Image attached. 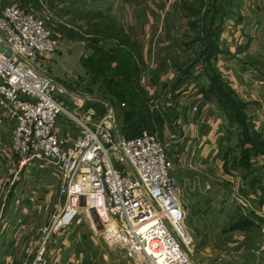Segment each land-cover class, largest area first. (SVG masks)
Wrapping results in <instances>:
<instances>
[{
	"label": "built area",
	"instance_id": "2783aa9c",
	"mask_svg": "<svg viewBox=\"0 0 264 264\" xmlns=\"http://www.w3.org/2000/svg\"><path fill=\"white\" fill-rule=\"evenodd\" d=\"M55 48L56 38L40 18L16 1L0 4V109L13 121L9 150L18 168L38 162L58 176L59 204L22 246L18 264H46L54 234L80 213L90 217V209L105 244L129 264H194L185 248L191 238L182 225L185 213L163 139L146 129L125 136L111 106L95 121L68 109L55 94L54 80L35 63L38 54ZM181 88L180 102L191 112L212 103L193 81ZM157 107L156 101L149 104ZM59 114L77 126L75 136L57 133ZM234 195L241 207L250 206L247 196ZM257 248L251 247L255 253Z\"/></svg>",
	"mask_w": 264,
	"mask_h": 264
},
{
	"label": "rangeland",
	"instance_id": "374dc122",
	"mask_svg": "<svg viewBox=\"0 0 264 264\" xmlns=\"http://www.w3.org/2000/svg\"><path fill=\"white\" fill-rule=\"evenodd\" d=\"M7 1L20 3L40 18L50 30L53 38L64 36L61 35L60 25L81 34L85 31L84 39H71L64 36L68 39L69 45L62 49L61 54L57 56L61 55L56 62L60 68L50 77L56 83L59 97L63 98L68 109L80 114L88 113L90 120L95 121L105 113L108 106H111L114 122L118 128L120 125L119 108L100 96V93L95 90V84L88 85L87 83L88 72L93 69L90 63L93 49L88 45L87 40L91 36H86V32H93L95 26H99L101 21L105 20H112L121 26L124 20L129 17L133 24L141 22L142 18L138 17L139 8L137 9V5L133 4L134 2L128 3L126 0H114L115 5L109 9L113 11L114 17H109V12L104 8L106 6H102L104 0H4V2ZM161 1L162 3H158V1L156 3L155 0H148V3L146 1L144 5L140 6L147 15V20L142 21L149 27L146 42L147 44L154 42L152 51L149 52L148 49V52H145L146 56L149 54V58L145 59L146 57H144V60H147L146 64L148 63L147 65L152 69L161 68V59L164 55H172L178 63L186 60V54L191 55L190 46L183 48L182 45H179L184 39V31L188 35L192 32L186 22L188 13L179 9L180 0ZM189 1L193 0H185L186 3ZM97 2L101 3L97 4L101 6L99 13L95 9L98 7ZM242 3L240 5L230 4L231 9L235 11L236 6H240V9L246 12V10L249 11L255 7L258 8L257 13L261 12L260 14L264 10V0H244ZM253 5L254 7H252ZM157 12L160 13L161 18V22L157 23L158 28L155 27L156 23L153 17V14ZM124 14L126 18H124ZM125 26L128 24L126 23ZM122 27L124 28V26ZM249 28L255 30L253 24ZM126 31L128 32V29ZM149 38H151L150 42ZM109 39H101L99 45L104 47L110 45ZM159 41H166V43L158 44ZM158 45H160L159 48ZM169 66L171 74L173 71L175 74V67ZM192 70L195 72L196 67L194 66ZM167 72L166 70L165 73ZM247 73V71L244 72V74ZM252 78H258L256 72H253ZM143 87L146 92L147 89H152L148 85ZM246 87L249 91V87ZM255 88L254 85H251L252 92H255ZM149 90L148 95L150 94ZM168 102L161 101L164 105L162 114L167 113L166 120L160 124L157 122V126L154 124L153 130L163 139L169 171L174 176L179 188V196L185 213L182 225L191 238L185 247L189 257L194 264H260L264 253V207L263 212L258 211H261V205L257 207V199L255 197L253 200L251 199L252 192L249 190L247 182L243 184V189L249 195L250 206L241 207L234 195L235 191L242 193L236 177L241 173V170L230 168L236 176L230 175L231 177L228 178L225 175L228 170L221 164L223 158H228L226 161L229 163L232 155L238 153L237 133L233 129L226 133L220 128L222 134L217 132L215 139L209 141L210 138L208 139L207 134H211V131H208L209 127L207 126L201 130L196 129L195 126L189 130L185 126L182 129L180 117L172 118L174 108ZM121 103L120 105H123ZM151 103L153 100L150 97L148 104ZM157 104L158 107L152 110L160 112L158 101ZM257 106L259 110L257 112L258 119L254 118L255 127L264 134V99L258 105L254 104V107ZM185 112L184 115L189 119L195 117L194 114H187L186 110ZM250 112L251 110H248L249 117H252L253 113ZM4 119L6 120L5 117ZM146 126L148 127V123ZM6 138H8V134ZM217 138H221V146L217 144ZM212 143H215V149ZM213 149L215 152L212 154ZM11 161L15 167L11 165ZM257 161L264 162V158H259ZM35 165H22L19 169L13 155L6 156L4 160H1L0 157V241L2 235L14 238L11 247L15 249L16 255H19L20 245L23 241L27 237L34 238L36 236L38 225L46 221L59 204L54 186H51V193H48V183H45L44 178L47 176L48 170L37 169ZM12 180H17V182H12ZM262 185L264 187V174ZM9 188L12 193L8 192ZM242 195L245 196L244 193ZM251 208L261 218L260 221L256 222L254 219V225L230 227L231 218L241 215L252 218L248 213V209ZM58 235L69 243V252L75 264H129L122 252L105 244L91 218L82 213L76 216L66 229L54 234V236ZM259 246L262 247L257 248ZM251 247L257 248L259 252L255 253ZM2 248L3 246L0 245V251ZM4 259L1 254L0 264L9 263V260Z\"/></svg>",
	"mask_w": 264,
	"mask_h": 264
},
{
	"label": "trees",
	"instance_id": "16d2710c",
	"mask_svg": "<svg viewBox=\"0 0 264 264\" xmlns=\"http://www.w3.org/2000/svg\"><path fill=\"white\" fill-rule=\"evenodd\" d=\"M230 4H234L233 0H193L188 3L180 0L179 9L188 13L186 22L192 32L188 35L184 31V39L179 45L183 48L190 46L191 55L186 54V60L182 63H178L172 55H164L161 59V68L150 69V72H159L166 65H171L176 69L171 87L180 85L184 81H193L196 91L202 98L215 103L225 119V132L228 133L233 129L238 135L236 147L239 151L232 155L229 163L226 161L228 158H223L221 162L223 168L240 169L241 176L246 179L251 189L260 188L262 165L251 158L257 154L264 156V134L255 127L249 115L246 114V102L227 84L214 63L220 50L218 39L222 20L240 10L238 9L240 6H236V10L233 11ZM240 4L241 0L235 2V5ZM101 22L99 26H95L93 32H86V36H91L87 41L93 49L90 57L93 69L88 72L87 83L95 84V90L100 93L99 95L119 108L118 129L122 134L134 136L144 127L146 128L147 123L146 129L151 131L154 124L157 126V122L160 124L166 120V113L162 114L161 111L149 108L150 96L140 82V76L146 70V64L139 44L121 24H116L112 20ZM60 28L61 35L67 38L84 39L85 31L82 35L64 25H60ZM103 38H110V45L105 47L99 45V41ZM194 66L195 72L192 70ZM120 102L123 105H120ZM219 146H221L220 143ZM240 188L241 192H245L242 187ZM262 200L264 195L261 194L257 200L258 205ZM248 213L252 218L242 215V217L231 218L230 227H246L254 225V219L256 222L260 221L261 218L251 209H248ZM260 264H264V253Z\"/></svg>",
	"mask_w": 264,
	"mask_h": 264
},
{
	"label": "crops",
	"instance_id": "0c3cea01",
	"mask_svg": "<svg viewBox=\"0 0 264 264\" xmlns=\"http://www.w3.org/2000/svg\"><path fill=\"white\" fill-rule=\"evenodd\" d=\"M114 0H104L102 3V6H106L104 8L107 9L108 16L112 17L114 15L113 11L109 10L111 6L115 5ZM128 3H133L137 5L138 17L142 18V21L144 22L147 20L146 11L144 12L142 5H144L148 0H126ZM156 3H162L161 0H155ZM240 1V0H233V3ZM244 0H241V3ZM4 0H0V4L3 3ZM101 4L100 2H97V4ZM250 5V4H247ZM95 9L96 12L99 13V10L101 8L100 5H97ZM127 6V4H126ZM125 6V7H126ZM242 6H244V3H242ZM254 7V5L252 6ZM240 8V7H238ZM258 9V8H257ZM255 7L251 8L249 11L246 10H237L235 11L236 14L226 16L223 18L221 23V31L219 34L218 39V47L220 48L219 52L216 55L215 58V66L220 71L223 79L227 82V84L237 93V95L246 102L245 112L247 115H249L248 110H251L250 113L252 114L251 120L253 121L254 125V118L258 119V106L254 107V104L258 105L261 103V100L264 99V10L262 11V14L257 13V10ZM234 10V9H233ZM111 12V13H110ZM159 12L153 14L155 18V23L157 26V23L161 22L160 13ZM179 13V12H178ZM130 16V15H129ZM114 17V16H113ZM152 17V16H151ZM124 18L125 14H124ZM127 20V21H126ZM126 20H124V23L122 26H124V29H128L129 34L135 39V41L139 44V48L141 50L143 59L149 58V54L146 56L145 52L152 51V47L154 46V42L147 44L146 37L148 34V24L138 22L136 25L132 23V19L129 17ZM153 20V18H152ZM158 20V21H157ZM151 21V19H150ZM157 21V22H156ZM128 24V26H125V24ZM255 26V30H251V25ZM258 26V27H257ZM151 38H149L150 42ZM261 42V43H260ZM166 41H159L158 44H164ZM258 44V45H257ZM262 44V45H261ZM69 45V41L64 36H59L56 39V48L54 51L50 53H40L38 54L35 63L37 67L42 70L44 73L51 76V74H55V71L60 68L59 64L57 65L56 62L59 60L60 56L57 57L59 54H61L62 49H65ZM160 45L157 47L159 48ZM239 47V48H238ZM57 51V53H56ZM59 52V53H58ZM145 64L147 60H144ZM148 64V63H147ZM146 64V68H151V66H148ZM166 68L159 72H150V69L145 70L142 73V76L140 77V82L143 86H151L152 89H147L150 91V94L148 96L151 97L153 101L159 102L160 111L164 113V109L162 106H164L161 101L166 100L169 101L168 103L173 106V114L172 118H178L180 117L182 123L181 128L183 129L184 126L187 130L191 129L193 126L196 127V129H203L204 126L209 127L208 131H211V134L208 135L209 141L214 140L217 132H220L222 134V130L225 132V119L219 112V110L216 108L215 103L212 100V103L208 105L205 109L198 108L197 111L191 112L188 108V106L183 102H180V93H181V85H177L175 87H171V83L174 77V71L171 74L170 72V66L166 65ZM168 71L165 73V71ZM148 71V72H146ZM248 72L247 74H244V72ZM146 72V73H145ZM253 72H256V75L258 78H252ZM162 73V74H161ZM251 75V76H250ZM246 76H248L246 78ZM250 76V77H249ZM260 85H259V84ZM251 85H254L255 92H252ZM259 85V86H258ZM249 87V91L247 90V87ZM258 86V87H257ZM56 95L59 96L58 91L55 92ZM62 98V97H61ZM160 100V101H159ZM65 102V101H64ZM185 110L187 111V114H194L195 117L192 119H189L184 115ZM167 114V113H166ZM6 118V120L4 119ZM165 121V120H164ZM13 124V121L9 118H7L0 109V157L1 160H4L6 156H11V152L8 147V139L10 134V129ZM56 129L57 133L60 135H67V136H75L78 132L77 126L72 123L71 121L67 120L63 115L59 114L56 118ZM203 125V126H202ZM256 126V125H255ZM221 128V129H220ZM181 129V130H182ZM220 129V131H218ZM8 134V138H6V135ZM210 135H212L210 137ZM5 139V140H4ZM221 138H217V144L220 143ZM208 141V142H209ZM219 141V142H218ZM213 144V148L215 149V143ZM212 150L211 153L213 154L215 150ZM217 150V149H216ZM264 158L262 154L254 155L251 159L256 162L257 164L262 165L261 172L264 174V162H258L257 160L259 158ZM13 160V159H12ZM33 164H36L35 168L45 170L47 169L48 174L47 176H44L45 183L47 184L49 194L51 193V186H54V189L56 191V185L58 182V176L56 172H54L50 166L35 162ZM31 164V166L33 165ZM11 165H14L11 161ZM28 166V165H26ZM15 167V165H14ZM12 167V169H14ZM45 168V169H43ZM20 169V168H19ZM16 172V169L14 170ZM236 173V172H235ZM263 174L262 177H263ZM225 175L230 178L232 176H236L232 170H228ZM238 178L239 188L243 184H246V179L241 176L240 174L236 176ZM262 177H261V187L249 189L251 190V199L253 200V197L258 200L259 195H264V187L262 185ZM12 182H17V180H12ZM248 184V182H247ZM249 186V185H248ZM12 187V186H11ZM250 187V186H249ZM33 191V190H32ZM245 191V190H244ZM8 192L10 191V188L8 189ZM246 193V192H242ZM245 196H249L247 193ZM59 198V197H58ZM249 198V197H248ZM256 200L257 207L264 203V200L258 205V202ZM253 211L254 209L251 208ZM254 212V211H253ZM54 237V238H53ZM50 242L48 243V252H47V263L46 264H75L74 259L71 256V253L69 252L68 242L63 239L61 236H53ZM32 237H27L22 245H20V251L19 255L15 254V249L12 248L14 243V238H7L6 236L2 235L0 245L3 246L1 249L2 256L5 258L4 260H9V263L5 264H18V261L21 256L22 252V246Z\"/></svg>",
	"mask_w": 264,
	"mask_h": 264
},
{
	"label": "water",
	"instance_id": "95a60500",
	"mask_svg": "<svg viewBox=\"0 0 264 264\" xmlns=\"http://www.w3.org/2000/svg\"><path fill=\"white\" fill-rule=\"evenodd\" d=\"M89 215H90V217H91L92 222L95 224V226H96L97 228H99L100 225H99L98 222H97L96 214H95V212H94L93 209H90V210H89Z\"/></svg>",
	"mask_w": 264,
	"mask_h": 264
},
{
	"label": "bare ground",
	"instance_id": "6f19581e",
	"mask_svg": "<svg viewBox=\"0 0 264 264\" xmlns=\"http://www.w3.org/2000/svg\"><path fill=\"white\" fill-rule=\"evenodd\" d=\"M90 216V215H89ZM91 218V217H90ZM92 221V220H91ZM180 231L182 232V239H183V241H185L186 240V238H185V236H184V234H183V231L180 229ZM186 243V242H185Z\"/></svg>",
	"mask_w": 264,
	"mask_h": 264
}]
</instances>
